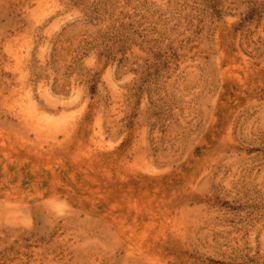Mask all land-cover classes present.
<instances>
[{
    "label": "rangeland",
    "instance_id": "374dc122",
    "mask_svg": "<svg viewBox=\"0 0 264 264\" xmlns=\"http://www.w3.org/2000/svg\"><path fill=\"white\" fill-rule=\"evenodd\" d=\"M0 264H264V0H0Z\"/></svg>",
    "mask_w": 264,
    "mask_h": 264
},
{
    "label": "bare ground",
    "instance_id": "6f19581e",
    "mask_svg": "<svg viewBox=\"0 0 264 264\" xmlns=\"http://www.w3.org/2000/svg\"><path fill=\"white\" fill-rule=\"evenodd\" d=\"M22 107H23V106H22ZM27 107H29V106H27ZM26 109H27V108H26ZM25 112H26V111H25ZM27 113H29V112H27ZM27 113H26V115H27ZM27 116H28V115H27ZM28 117H29V116H28ZM28 117H27V118H28ZM31 117H32V116H31Z\"/></svg>",
    "mask_w": 264,
    "mask_h": 264
}]
</instances>
